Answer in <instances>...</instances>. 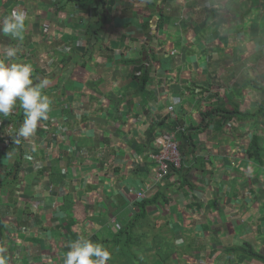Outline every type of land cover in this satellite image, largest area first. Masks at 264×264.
Wrapping results in <instances>:
<instances>
[{
  "label": "crops",
  "instance_id": "0c3cea01",
  "mask_svg": "<svg viewBox=\"0 0 264 264\" xmlns=\"http://www.w3.org/2000/svg\"><path fill=\"white\" fill-rule=\"evenodd\" d=\"M12 10L23 39L0 34V58L18 47L6 62L47 79L52 104L19 145V103L0 114V255L63 264L83 238L107 264H261L232 249L264 254V166L246 152L264 138V0H0V22ZM214 108L254 117L219 126ZM179 121L195 128L185 175L158 181L157 140ZM142 190L161 201L138 220Z\"/></svg>",
  "mask_w": 264,
  "mask_h": 264
},
{
  "label": "clouds",
  "instance_id": "9594fccd",
  "mask_svg": "<svg viewBox=\"0 0 264 264\" xmlns=\"http://www.w3.org/2000/svg\"><path fill=\"white\" fill-rule=\"evenodd\" d=\"M25 21V12L12 10L0 22V34L22 40ZM19 51L18 47L9 46L5 49L4 58H0V114L9 115L18 102L25 117L17 129V145L21 138L28 139L35 134L40 121L48 119L52 104L51 99L43 94V89L49 84L47 79L34 84L30 64L6 62L16 58ZM3 252L4 249L0 248V253ZM110 258V252L103 245L81 238L70 245L63 264H107ZM0 264H9L6 255H0Z\"/></svg>",
  "mask_w": 264,
  "mask_h": 264
},
{
  "label": "trees",
  "instance_id": "16d2710c",
  "mask_svg": "<svg viewBox=\"0 0 264 264\" xmlns=\"http://www.w3.org/2000/svg\"><path fill=\"white\" fill-rule=\"evenodd\" d=\"M144 77L147 78V80L149 78L148 75H145ZM143 82H145V80ZM142 86H143V83H142ZM259 110L264 112V109L262 106L259 107ZM215 112H218L217 116L222 118L219 126L226 125L227 122H229L230 120H232L234 118L238 119L241 123H244L246 121H251L254 117V114L253 113L251 114L249 111L247 113H241L239 108H235L234 111H227V110H224L223 108L222 109L221 108H214L212 110V114H214ZM24 118L25 117L23 114V109L20 108V120L19 119L17 120L16 127H17V125H21L23 123ZM181 122L182 121L175 122L174 124L172 122L170 125V129H171V131H175L180 126L185 128L184 132H182V131L176 132V138L179 142V150L182 154V157H184V156L189 155V154H187L186 150L189 151V148L191 147L190 143L192 142V136L194 135L193 130L195 128L184 127V125L183 126L181 125L182 124ZM178 124H180V125H178ZM196 132L200 133L201 131L200 130L198 131V129H196ZM263 143H264V138L254 134L252 136L251 142L248 145V148L246 151L248 159L250 161H255L256 163H258L261 166H264V146H262ZM189 152H191V151H189ZM185 161L186 160H184V158H183L182 168L180 170H178V172L175 169H172L173 171H171L170 174L173 175L174 173H177L178 175H181L183 177L185 175V173H184L185 163H186ZM19 165H20V163H18L15 166V168H19ZM163 199H166V197H163ZM160 201H161V194L155 195L152 199H150V201H148V200L142 201L140 203V214L137 216V219L139 220L141 217H143L146 214L145 208H146L147 204L148 205L149 204L155 205V204H158ZM163 202H165V201H163ZM2 228H3V226H2ZM125 234H126V232L123 231L122 235L120 237H122ZM0 240H1V237H0ZM118 241H119L118 238H115L114 241H111V242L117 243ZM246 246H249L248 249L246 247H239V248H235L232 250H235L236 252L243 251L251 260H255V261L260 262L261 264H264V254L257 253L255 251V249H253L250 244H247ZM0 248H3L2 243L0 244ZM122 250L123 251L125 250L126 253L131 252V251H127V249H122ZM131 256H134V255H131ZM109 264H112V263L109 262ZM126 264H132V263H130L127 260Z\"/></svg>",
  "mask_w": 264,
  "mask_h": 264
},
{
  "label": "built area",
  "instance_id": "2783aa9c",
  "mask_svg": "<svg viewBox=\"0 0 264 264\" xmlns=\"http://www.w3.org/2000/svg\"><path fill=\"white\" fill-rule=\"evenodd\" d=\"M174 54V53H173ZM169 111L173 112V107L169 109ZM13 128L12 126L8 127L7 129V136L9 138L8 141L11 143L15 140V136L12 135ZM178 131H185V128L178 127L175 131H171L170 133H165L161 135L162 137H159L157 142L160 146L159 153L155 156L154 162L157 165V180L162 181L163 179H166L172 169L180 170L182 168L183 164V157L179 150V142L176 138V132ZM30 144L32 142L30 141ZM147 195L146 190H142L137 194V199L139 200H145Z\"/></svg>",
  "mask_w": 264,
  "mask_h": 264
},
{
  "label": "rangeland",
  "instance_id": "374dc122",
  "mask_svg": "<svg viewBox=\"0 0 264 264\" xmlns=\"http://www.w3.org/2000/svg\"><path fill=\"white\" fill-rule=\"evenodd\" d=\"M261 106L263 107V109H264V99H263V101H262V104H261ZM255 107H257V106H255ZM21 108V107H20ZM264 113V112H263ZM205 137H206V135H205ZM234 137H236V135L234 134ZM9 138H10V136H9ZM9 138H8V140H9ZM243 140H246V138H242ZM188 154V153H187ZM176 171H178V170H176ZM8 183H10L9 181H8ZM162 183V182H161ZM214 188H215V192L217 193V195H220L221 193H220V191L218 190V185H215V186H213ZM203 190V189H202ZM171 193V192H170ZM205 204L206 205H203V208L202 209H204L205 208V212L206 213H202V214H204L203 216L205 217V220H208V219H210V225H212V222H211V219H212V214L211 215H208L207 213V211H208V206H207V203L205 202ZM207 207V208H206ZM212 207V206H211ZM226 207H228L227 205H226ZM204 217H202V218H204ZM224 219V216H223V218H222V220ZM223 222H220V224L224 227V225L225 224H222ZM217 226H219L218 224L215 226V228L217 227ZM204 230V229H203ZM123 243V249H127V251H129V249L127 248V246L125 245L126 243H125V241H123L122 242ZM97 244V243H96ZM119 249L117 248V249H114V250H112V252H114V251H118ZM131 255H134V257L136 258V256H135V252H131ZM113 258H111L110 260H112ZM109 264V263H108ZM227 264V263H226ZM248 264V263H247ZM258 264V263H257Z\"/></svg>",
  "mask_w": 264,
  "mask_h": 264
},
{
  "label": "water",
  "instance_id": "95a60500",
  "mask_svg": "<svg viewBox=\"0 0 264 264\" xmlns=\"http://www.w3.org/2000/svg\"><path fill=\"white\" fill-rule=\"evenodd\" d=\"M22 139V138H21ZM17 145V144H16ZM14 174H15V172H14Z\"/></svg>",
  "mask_w": 264,
  "mask_h": 264
}]
</instances>
